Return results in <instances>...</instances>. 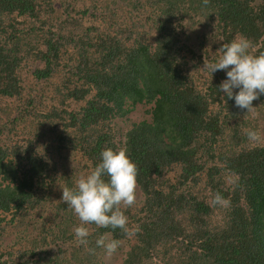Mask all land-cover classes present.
<instances>
[{"label":"trees","instance_id":"1","mask_svg":"<svg viewBox=\"0 0 264 264\" xmlns=\"http://www.w3.org/2000/svg\"><path fill=\"white\" fill-rule=\"evenodd\" d=\"M239 37L264 52V0H0V264H108L102 235L121 264H264V95L246 113L202 68ZM106 148L136 166L135 233L81 245L62 188Z\"/></svg>","mask_w":264,"mask_h":264},{"label":"clouds","instance_id":"2","mask_svg":"<svg viewBox=\"0 0 264 264\" xmlns=\"http://www.w3.org/2000/svg\"><path fill=\"white\" fill-rule=\"evenodd\" d=\"M250 46V41L245 37L222 43L218 58L214 62L204 63L202 67L211 74L218 70L225 71L226 78L220 82L217 90L246 113H253L255 107L252 101L264 95V52L253 55L249 51ZM246 137L255 142L259 134L249 129ZM136 176V166L124 150L106 148L101 151L96 166L75 181L74 188H62L61 201L79 220V224L73 228L79 244L88 243V224H95L99 228H118L125 235H134L135 230L128 228L127 217L120 208L131 207L135 203ZM212 203L226 206L228 201L217 193L212 197ZM118 244L119 241L106 240L103 235L95 241L96 247L103 248L106 255H111Z\"/></svg>","mask_w":264,"mask_h":264},{"label":"rangeland","instance_id":"3","mask_svg":"<svg viewBox=\"0 0 264 264\" xmlns=\"http://www.w3.org/2000/svg\"><path fill=\"white\" fill-rule=\"evenodd\" d=\"M132 118H133V120H140L141 118H144V114L142 116V113H140L139 111H136L132 114ZM167 176H168V178H170L169 181L171 184L176 183L177 179L175 177L172 178L170 176V173ZM209 194H210V192L206 191L202 197H206ZM126 250H127V247L119 246L118 248H116V250L111 255H106L105 252L103 255H104V258L106 259V262L108 264H121L122 260H123V255L126 252ZM174 254H176V252H174Z\"/></svg>","mask_w":264,"mask_h":264}]
</instances>
